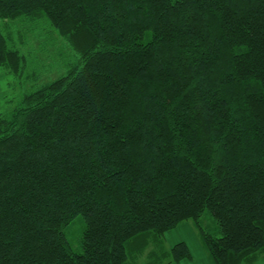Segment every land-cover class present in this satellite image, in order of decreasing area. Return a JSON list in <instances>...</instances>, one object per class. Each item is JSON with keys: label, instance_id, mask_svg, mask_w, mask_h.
<instances>
[{"label": "trees", "instance_id": "trees-1", "mask_svg": "<svg viewBox=\"0 0 264 264\" xmlns=\"http://www.w3.org/2000/svg\"><path fill=\"white\" fill-rule=\"evenodd\" d=\"M37 31L65 72L0 114V264L193 260L146 252L188 220L212 264L264 256V0H0L8 74Z\"/></svg>", "mask_w": 264, "mask_h": 264}, {"label": "rangeland", "instance_id": "rangeland-1", "mask_svg": "<svg viewBox=\"0 0 264 264\" xmlns=\"http://www.w3.org/2000/svg\"><path fill=\"white\" fill-rule=\"evenodd\" d=\"M41 32L37 31V36L26 37V40L23 42L24 45L21 47L23 51L30 54L31 64L27 72L34 71L38 75L36 77L38 80L32 81L28 78H18L15 75L8 74L5 69L0 67V114L13 110L22 101L24 94L28 90L44 83L49 77H57L59 74L65 72V66L63 65L64 52L60 56L58 55L59 57H56L57 51L63 49V43L57 41V39L49 43L46 40L48 39L47 36H44ZM16 42L21 46V39L17 36ZM204 221L209 228L214 229L212 224L215 221L210 213L205 214ZM84 226V221L78 217L67 229V237L76 251H81L82 249L80 237ZM163 240L161 244L152 241L148 245L149 248L146 252L153 250V246H156V244L159 248L164 247L165 250H169L175 243L186 241L195 258L201 264H205L204 258L208 252L204 248L199 231L192 220L181 222L177 227L167 231ZM168 262L169 259L167 258L165 260L166 264H177L175 262ZM153 263L151 259H146L145 253L137 261V264Z\"/></svg>", "mask_w": 264, "mask_h": 264}, {"label": "crops", "instance_id": "crops-1", "mask_svg": "<svg viewBox=\"0 0 264 264\" xmlns=\"http://www.w3.org/2000/svg\"><path fill=\"white\" fill-rule=\"evenodd\" d=\"M204 258V257H203ZM195 260H186V261H182L180 263L177 264H201L198 259L195 258ZM204 262L205 264H212L210 261V258L208 256V254H206V257L204 258ZM254 264H264V256L260 257L258 260H256V262Z\"/></svg>", "mask_w": 264, "mask_h": 264}]
</instances>
